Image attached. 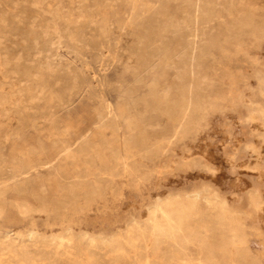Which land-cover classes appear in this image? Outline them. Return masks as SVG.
Instances as JSON below:
<instances>
[{
    "label": "rangeland",
    "instance_id": "rangeland-1",
    "mask_svg": "<svg viewBox=\"0 0 264 264\" xmlns=\"http://www.w3.org/2000/svg\"><path fill=\"white\" fill-rule=\"evenodd\" d=\"M0 264H264V0H0Z\"/></svg>",
    "mask_w": 264,
    "mask_h": 264
},
{
    "label": "bare ground",
    "instance_id": "bare-ground-1",
    "mask_svg": "<svg viewBox=\"0 0 264 264\" xmlns=\"http://www.w3.org/2000/svg\"><path fill=\"white\" fill-rule=\"evenodd\" d=\"M198 3V2H197ZM80 5V4H79ZM96 7V6H95ZM152 7H154V6H152ZM95 9V8H94ZM74 12V11H73ZM127 13V12H126ZM87 14V13H86ZM126 15V14H125ZM145 15H147V14H145ZM144 15V16H145ZM24 16V15H23ZM141 18V17H140ZM35 19V18H34ZM25 20V19H24ZM32 20H33V18H32ZM31 20V21H32ZM41 22V21H40ZM39 22V23H40ZM33 24V23H32ZM41 24V23H40ZM43 24V23H42ZM31 26H33V25H31ZM13 29V28H12ZM15 29V28H14ZM28 30V29H27ZM69 31V30H68ZM23 35V34H22ZM45 35V34H44ZM46 36H47V34H46ZM25 37V36H24ZM26 37H28V36H26ZM38 37V36H37ZM38 38H40V37H38ZM39 40H41V38L39 39ZM25 41V40H24ZM35 42H37V40H35ZM35 42H34V44H35ZM47 43V42H46ZM37 45V44H36ZM28 47V46H27ZM32 47H34L35 49L37 48L36 46H32ZM22 49H24V51H25V48H22ZM32 49V48H31ZM32 50H34V49H32ZM67 50V49H66ZM40 51V50H39ZM21 52V51H20ZM19 53V52H18ZM19 55H20V53H19ZM19 55H18V57H19ZM16 57V56H15ZM17 57V58H18ZM20 57H21V55H20ZM55 61V60H54ZM37 62V61H36ZM19 63V62H18ZM49 63V62H48ZM36 65V64H35ZM31 67H33V65L31 66ZM63 67H64V65H63ZM29 68V67H28ZM37 68V67H36ZM30 69V68H29ZM29 69H25V70H29ZM47 69V68H46ZM86 69V68H85ZM31 70V69H30ZM32 71H34V70H32ZM37 72H38V70H36ZM28 75V74H27ZM30 76V75H29ZM33 76V75H32ZM41 81H44V80H42L41 79ZM37 82V81H36ZM32 83V82H31ZM38 83V82H37ZM40 83V82H39ZM191 85V84H190ZM191 87V86H190ZM35 92V91H34ZM33 92V93H34ZM38 96V95H37ZM165 97V96H164ZM37 98H39V97H37ZM190 99V98H189ZM189 102H190V100H189ZM108 109L110 110V114L111 113H113L114 112V106H113V104L112 103H110L109 105H108ZM169 113V112H168ZM167 114V113H166ZM170 144V143H169ZM154 227V226H153ZM153 231V230H152ZM172 241V240H171ZM148 260H149V258H148ZM145 261H146V258H145Z\"/></svg>",
    "mask_w": 264,
    "mask_h": 264
}]
</instances>
